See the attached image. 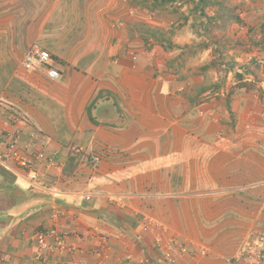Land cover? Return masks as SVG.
<instances>
[{"label": "crops", "instance_id": "obj_1", "mask_svg": "<svg viewBox=\"0 0 264 264\" xmlns=\"http://www.w3.org/2000/svg\"><path fill=\"white\" fill-rule=\"evenodd\" d=\"M140 1L0 0V264H264V0L229 85L142 32Z\"/></svg>", "mask_w": 264, "mask_h": 264}, {"label": "rangeland", "instance_id": "obj_2", "mask_svg": "<svg viewBox=\"0 0 264 264\" xmlns=\"http://www.w3.org/2000/svg\"><path fill=\"white\" fill-rule=\"evenodd\" d=\"M145 2H148L150 6H147L145 12H143V18L145 22H142V32L146 29L148 30L153 28L156 35L159 38L165 37L168 41L174 43L175 45H190L192 48L194 47H203L209 39L217 42V45L224 44L223 53L217 54L214 53L212 47L209 46L206 53L201 56L204 58L203 61L213 63L214 60H222L225 66L218 65V68L211 69L209 68V72L207 73V84L214 77L218 76V78H223L224 81H234L233 71H230L227 68V64L229 63L234 69H236V63L233 61L234 56L228 53L229 48L236 46L239 38L236 37L233 24H227L226 26H220L219 21L215 22L214 25L211 26L210 31H204L201 26V22L204 21V17L197 16V10L194 9V0H176L173 3H168L164 5V7L159 10L157 13L151 12V0H142L140 1V5H144ZM226 4L232 7L237 2L241 8L242 0H226ZM142 3V4H141ZM244 4V1L242 2ZM157 10V9H156ZM210 13V10H208ZM184 16H187V20H184ZM146 32V31H145ZM244 41V40H241ZM242 46L243 44H238ZM176 51L175 54L180 52V48H174ZM201 59V58H200ZM246 64V63H245ZM225 86V83L223 84ZM233 86V85H231Z\"/></svg>", "mask_w": 264, "mask_h": 264}, {"label": "trees", "instance_id": "obj_3", "mask_svg": "<svg viewBox=\"0 0 264 264\" xmlns=\"http://www.w3.org/2000/svg\"><path fill=\"white\" fill-rule=\"evenodd\" d=\"M142 1V0H141ZM146 1V0H144ZM176 0H151V12L157 13L159 10H161L164 5L168 4V3H173ZM226 0H194V9L197 10L198 17H204V21L201 22V26L202 29L204 31H210V28L212 25H214L215 22L220 23V26H226L229 23L235 22V21H240V17L236 12V9L234 7L228 6L226 4ZM142 4V3H141ZM148 2H145L144 5H140L141 8H146L148 5ZM157 9V10H156ZM150 10V9H148ZM208 10H210V13L208 12ZM184 20H187V16L183 17ZM155 38V37H154ZM155 41H157L158 43H160L163 46V50H168V49H172V48H182V47H186V50L189 49V51H192V46H188V44L180 46V45H175L169 41H163L161 38H155ZM164 42L166 45H164ZM202 46V45H201ZM201 46H199L201 48ZM209 46L212 47V50L214 53L217 54H221L223 53V48H224V44H219V46L217 45V42L212 41L209 39V41L203 45L204 48H208ZM185 51V50H182ZM182 54H180L179 56H181ZM178 56V57H179ZM220 59V58H219ZM218 59V60H219ZM217 60V61H218ZM216 60L213 61V63L211 64L212 68H218V65L221 66H225L224 62H222V60H220L218 62V65H216L217 62ZM234 61V60H233ZM235 62V61H234ZM252 62H255V60H253ZM236 65L238 64L237 62H235ZM233 66V65H232ZM229 63L227 64V68H229L230 71H233V75L241 78L242 76L238 75V73L235 71V69L232 67ZM200 68H204V66H201Z\"/></svg>", "mask_w": 264, "mask_h": 264}, {"label": "built area", "instance_id": "obj_4", "mask_svg": "<svg viewBox=\"0 0 264 264\" xmlns=\"http://www.w3.org/2000/svg\"><path fill=\"white\" fill-rule=\"evenodd\" d=\"M50 61V53L45 49L39 47L37 44H34L26 52L23 60V66L27 70H32L34 68L46 67L50 63ZM46 75L49 79L55 80L59 78L60 72L54 67L50 66L46 68ZM3 161L4 159L0 155V164H3ZM19 162L22 166L30 165V161L23 158H19ZM32 177L34 178V176ZM258 239L260 242H262L264 240V237H259ZM256 247L257 245H253L251 243L246 244L240 249L239 255L242 258L244 257V259L247 258L250 262L257 263L260 261L261 253L253 255L255 253L253 252V249H255ZM260 249L263 250L264 248L261 247Z\"/></svg>", "mask_w": 264, "mask_h": 264}, {"label": "clouds", "instance_id": "obj_5", "mask_svg": "<svg viewBox=\"0 0 264 264\" xmlns=\"http://www.w3.org/2000/svg\"><path fill=\"white\" fill-rule=\"evenodd\" d=\"M244 0H242V2H243ZM241 2V4L243 5V3ZM235 9H236V12H237V14L239 15V10L241 9L240 8V6H239V4L236 2L235 3V5L233 6ZM242 7V6H241ZM146 10H148V9H146V8H141L140 7V11L142 12H145ZM240 17V16H239ZM240 21H241V19H240ZM240 21L238 22V21H235V22H232V23H229V24H234V23H240ZM157 38L158 36L156 35V33H153L152 34V39H153V41L155 42V43H157L158 44V42L157 41H155V38ZM159 38V37H158ZM163 41H168L167 40V38H165V37H162L161 38ZM170 42V41H169ZM172 43V42H171ZM160 44V43H159ZM174 44V43H173ZM238 44H243L242 46H240V45H238ZM161 45V44H160ZM164 45H166L165 44V42H164ZM236 46H234V47H232V48H229V50L227 51L228 53H230L231 55H233L234 56V61L235 62H237L238 64L236 65V69H235V71L238 73V74H241L242 75V77H243V75L245 74V72H244V65H246L245 64V60L244 61H242V60H238L237 58H236V54L235 53H232L231 52V50H235L236 48H237V50H239V51H246V53H249L250 52V48L248 47V45H247V43H245L244 41H237V43L235 44ZM162 46V45H161ZM180 46H183V45H180ZM188 46H190V45H188ZM163 47V46H162ZM199 48V50H201V49H203L204 47H198ZM172 49H174V48H172ZM204 49H206V50H208L207 48H204ZM182 50H185V51H182ZM166 51H169V49L168 50H166ZM187 51H189V49H187L186 50V47H182V48H180V52L178 53V55H180V54H182V55H184ZM181 55V56H182ZM259 56H261V55H259V54H257L256 56H250L247 60H246V62H249V63H251L253 60H255V62L254 63H256V64H258V65H260L261 66V61H260V58H259ZM204 66V65H203ZM212 65L209 63V62H206V64H205V69H206V73H208L209 72V68H211V69H213L212 67H211ZM243 66V67H242ZM239 69V70H238ZM234 76V75H233ZM35 186L37 185V186H39V183L37 182V184H34Z\"/></svg>", "mask_w": 264, "mask_h": 264}]
</instances>
